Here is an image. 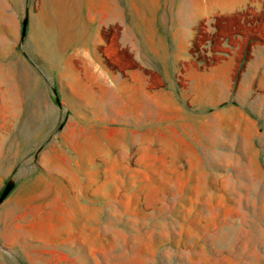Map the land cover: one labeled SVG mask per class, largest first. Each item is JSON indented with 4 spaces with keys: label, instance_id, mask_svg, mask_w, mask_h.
<instances>
[{
    "label": "rangeland",
    "instance_id": "1",
    "mask_svg": "<svg viewBox=\"0 0 264 264\" xmlns=\"http://www.w3.org/2000/svg\"><path fill=\"white\" fill-rule=\"evenodd\" d=\"M258 1L198 27L175 87L128 89L175 105L121 117L120 22L0 0V264H264Z\"/></svg>",
    "mask_w": 264,
    "mask_h": 264
},
{
    "label": "crops",
    "instance_id": "2",
    "mask_svg": "<svg viewBox=\"0 0 264 264\" xmlns=\"http://www.w3.org/2000/svg\"><path fill=\"white\" fill-rule=\"evenodd\" d=\"M76 0H48V10L43 14L49 23L56 24L60 33L63 16L75 14ZM126 6L116 0H91L87 5V17L95 21L100 15L107 22H120L123 31L121 48L131 55L132 62L120 67L114 75L115 85L120 89L121 117H127L129 102L155 104L157 113L174 101L164 93H130V87L150 86L175 87L186 79V66L192 59V45L198 27L211 18L236 14L246 9L259 8L258 0H125ZM83 11V8L81 9ZM84 15V14H82ZM73 29V19L70 21ZM136 31L137 33H134ZM82 33L79 43L85 46ZM76 40L66 41L64 49L73 46ZM232 59H226L217 66H234ZM181 78V79H180ZM161 96L164 98L161 99ZM99 109L104 106L100 104ZM184 118V117H183ZM182 118V119H183Z\"/></svg>",
    "mask_w": 264,
    "mask_h": 264
},
{
    "label": "water",
    "instance_id": "3",
    "mask_svg": "<svg viewBox=\"0 0 264 264\" xmlns=\"http://www.w3.org/2000/svg\"><path fill=\"white\" fill-rule=\"evenodd\" d=\"M4 198H5V196H2V197L0 198V203L4 200Z\"/></svg>",
    "mask_w": 264,
    "mask_h": 264
}]
</instances>
